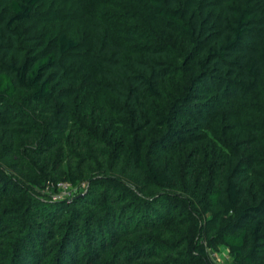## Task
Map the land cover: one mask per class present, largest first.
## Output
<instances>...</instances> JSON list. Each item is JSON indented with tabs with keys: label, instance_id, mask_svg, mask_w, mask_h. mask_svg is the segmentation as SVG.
<instances>
[{
	"label": "trees",
	"instance_id": "16d2710c",
	"mask_svg": "<svg viewBox=\"0 0 264 264\" xmlns=\"http://www.w3.org/2000/svg\"><path fill=\"white\" fill-rule=\"evenodd\" d=\"M219 246L264 264V0H0V264Z\"/></svg>",
	"mask_w": 264,
	"mask_h": 264
},
{
	"label": "rangeland",
	"instance_id": "374dc122",
	"mask_svg": "<svg viewBox=\"0 0 264 264\" xmlns=\"http://www.w3.org/2000/svg\"><path fill=\"white\" fill-rule=\"evenodd\" d=\"M40 7V6H39ZM46 7H48L47 3L42 4L40 7V10L43 8L45 9ZM42 9V10H43ZM85 17L80 16L79 14L77 15H62L58 20H57V24L58 22L60 23V26H62L63 28L68 29V31L71 33H77L83 30V28L85 27ZM84 185L82 184L79 188H83ZM78 188V189H79ZM76 190V188H71L69 185L64 187V186H60L59 188V192L57 194H60L62 196H69L71 194V192L73 193ZM209 253L210 256L212 258L213 261L218 262L219 264H232V257L228 251L227 248L223 247V246H219L217 249L215 250H211L209 249Z\"/></svg>",
	"mask_w": 264,
	"mask_h": 264
},
{
	"label": "built area",
	"instance_id": "2783aa9c",
	"mask_svg": "<svg viewBox=\"0 0 264 264\" xmlns=\"http://www.w3.org/2000/svg\"><path fill=\"white\" fill-rule=\"evenodd\" d=\"M60 186H64V187H66V186H68V184H66V183H61ZM211 264H219V263L216 262V261H212Z\"/></svg>",
	"mask_w": 264,
	"mask_h": 264
}]
</instances>
